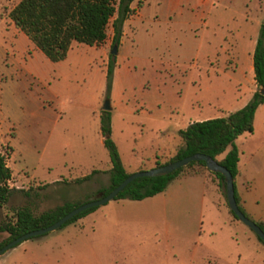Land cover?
<instances>
[{
  "label": "rangeland",
  "instance_id": "obj_1",
  "mask_svg": "<svg viewBox=\"0 0 264 264\" xmlns=\"http://www.w3.org/2000/svg\"><path fill=\"white\" fill-rule=\"evenodd\" d=\"M17 1L0 0V147L12 182L0 223L23 205L38 213L99 194L110 165L98 128L105 100L109 137L132 172L168 159L189 121L226 115L256 88L248 66L264 0H130L118 42L109 20L100 44L71 41L56 61L8 17ZM255 109L253 129L233 142L250 178L243 211L264 221V105ZM200 170L204 177H174L154 195L111 199L27 237L0 253V264H264V243Z\"/></svg>",
  "mask_w": 264,
  "mask_h": 264
},
{
  "label": "trees",
  "instance_id": "obj_2",
  "mask_svg": "<svg viewBox=\"0 0 264 264\" xmlns=\"http://www.w3.org/2000/svg\"><path fill=\"white\" fill-rule=\"evenodd\" d=\"M129 1L118 0L115 6L112 0H18L8 10L7 15L13 24L48 59L56 61L65 56L71 41L87 45L100 44L106 37L105 28L109 20L111 41L112 43L118 42L122 22L129 12ZM251 64L256 88L251 92L249 99L242 106L228 112L226 115L189 121L184 128L177 131L180 144L176 147L174 153L168 159L158 162V164H162L194 152L210 155L229 170L232 176L234 198L238 208L243 213L244 211L239 205V197L234 185V177L238 171V150L233 140L243 131L250 132L252 130L255 108L264 101V22H261L258 28L251 52ZM112 66L110 58L105 69L107 87L109 86ZM260 88L263 89V92L259 91ZM98 128L102 136L101 143L106 149L110 165L107 184L97 188L96 192L106 193L129 172L125 170L119 158L116 145L109 137V116L107 110H101ZM193 164L204 166L203 161L200 159L190 160L185 165L179 166L165 174L135 177L127 182L113 199L128 198L136 200L154 195L162 191L175 176L200 172L201 167L192 171L184 169ZM95 171L96 169L91 168L88 173L73 178V181L88 179ZM210 172L217 178V184L224 187L221 173ZM9 175L10 170L3 164L0 157V205L6 201L7 195L11 190L4 184L5 178ZM91 198L76 201L64 200L38 213H33L25 205L15 208L12 218L3 220L0 223V231L5 232V236L0 239V246L28 230L50 224L73 206ZM96 207L97 205L91 206L75 213L59 227L73 222ZM228 211L236 218L229 208ZM254 221L264 232V221ZM255 236L260 240L257 235Z\"/></svg>",
  "mask_w": 264,
  "mask_h": 264
},
{
  "label": "water",
  "instance_id": "obj_3",
  "mask_svg": "<svg viewBox=\"0 0 264 264\" xmlns=\"http://www.w3.org/2000/svg\"><path fill=\"white\" fill-rule=\"evenodd\" d=\"M110 52L114 53L115 48L114 45H112ZM260 92H263V89H259ZM109 107L107 100H105L102 104V109H107ZM202 160L205 168H207L209 171L213 172H219L222 175V181L224 184V196L227 203L228 208L233 212V214L236 216V218L242 222L244 225L249 227L255 235H257L260 240L264 243V232L261 230V228L255 223V221L248 216H246L237 206V203L234 198L233 194V182H232V176L228 169H226L223 165L219 164L213 157H211L208 154L201 153V152H194L191 154H187L185 156H182L180 158L167 161L165 163L146 168V169H137L135 171L129 172L124 178H122L115 186H113L109 191L106 193L99 192L98 195L95 197L85 200L83 202H80L79 204L73 206L69 210H67L65 213H63L60 217H58L56 220L51 222L50 224H47L43 227L35 228L32 230H28L22 234H19L18 236H15L11 238L10 240L6 241L0 246V253L4 252L11 246L15 245L19 241L31 237L36 236L39 234H43L45 232L51 231L55 228H58L63 222L68 220L71 216H73L75 213L84 210L88 207L95 206L102 204L108 200H111L114 198L116 193L130 180H132L135 177L138 176H154V175H161L168 173L172 171L173 169L185 165L190 160Z\"/></svg>",
  "mask_w": 264,
  "mask_h": 264
},
{
  "label": "crops",
  "instance_id": "obj_4",
  "mask_svg": "<svg viewBox=\"0 0 264 264\" xmlns=\"http://www.w3.org/2000/svg\"><path fill=\"white\" fill-rule=\"evenodd\" d=\"M248 69L249 70H252V64H251V55H250V64H249V66H248ZM252 77H253V71H252ZM255 84V83H254ZM254 90V89H253ZM259 105H264V101L262 102V103H260ZM258 105V106H259ZM257 106V107H258ZM256 110V109H255ZM203 118H207V116L206 117H203ZM203 118H199V119H203ZM253 126V125H252ZM252 129H253V127H252ZM221 155V154H220ZM219 155V156H220ZM237 174H236V176L234 177V185H235V190H236V192H237V195H238V197H239V203L242 205V208H243V210H245V208H244V205L246 204V201H245V194H244V192L243 191H245L247 188V186H249V185H247L248 184V179H250L249 177H248V179L246 178V175L245 174H243L241 171H240V165H239V157H238V161H237ZM197 174H199V175H201L202 177H204V174L200 171V172H198ZM181 175H185V174H181ZM188 175V174H187ZM190 175V174H189ZM178 176H180V175H178ZM178 176H175V177H178ZM246 184V185H245ZM122 199V198H121ZM121 199H118V200H121ZM135 200V199H134ZM136 200H141V199H136ZM93 211V210H92ZM91 212V211H90ZM89 213V212H88ZM88 213H86V214H84L83 216H81V217H84V216H86ZM81 217H79V218H81ZM78 219V218H77ZM56 229V228H55ZM46 233V232H45ZM39 235H42V234H39Z\"/></svg>",
  "mask_w": 264,
  "mask_h": 264
},
{
  "label": "built area",
  "instance_id": "obj_5",
  "mask_svg": "<svg viewBox=\"0 0 264 264\" xmlns=\"http://www.w3.org/2000/svg\"><path fill=\"white\" fill-rule=\"evenodd\" d=\"M0 157H1V160L3 162V164L6 166V152L0 147ZM4 184L7 186V187H10L12 185V182H11V177L10 175L5 178L4 180Z\"/></svg>",
  "mask_w": 264,
  "mask_h": 264
}]
</instances>
